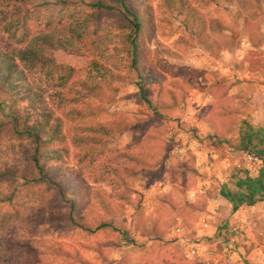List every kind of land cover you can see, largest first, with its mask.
I'll use <instances>...</instances> for the list:
<instances>
[{
  "label": "rangeland",
  "instance_id": "374dc122",
  "mask_svg": "<svg viewBox=\"0 0 264 264\" xmlns=\"http://www.w3.org/2000/svg\"><path fill=\"white\" fill-rule=\"evenodd\" d=\"M44 1L32 20L30 39L71 37L85 20L94 21L91 34L80 40L81 57L53 52L56 64L75 70L70 82L63 70L38 68L29 74L32 86L43 92L38 110L62 120L64 142L54 146L62 160L53 167V176L61 178L62 168L79 171L83 194L74 188L63 197L46 180L33 182L38 174L25 150L29 143L6 125L0 132V172L17 177L0 180V264H254L228 256L221 244L207 257L203 249L199 256L188 255L189 245L201 247L210 236L200 234L206 192L193 197L185 184L195 187L201 177L210 178L196 169L195 158L177 154L176 139L188 134L199 138L192 122L202 120V111L215 102L213 87L221 82L228 87L227 121L251 125L246 111L255 103V85L264 86V0H133L142 14L152 16L153 32L139 43L160 114L144 104L138 75L127 69L130 59L124 50L132 29L117 0ZM97 1L114 9L94 19L91 3ZM256 30L258 47L249 41ZM202 34L204 42L198 40ZM251 62L261 74L257 80L249 77ZM159 85L180 92L181 103L161 109L154 88ZM9 107V97L0 92V121H10ZM76 112L78 122H73ZM96 122L109 126L108 137L100 146L78 144L76 139L88 132L75 124ZM138 158L142 164L133 160ZM10 195L11 202L1 201ZM69 201L77 203L79 226L70 220ZM155 220L167 229L162 238L153 234ZM213 228L217 238L222 231L218 225Z\"/></svg>",
  "mask_w": 264,
  "mask_h": 264
},
{
  "label": "trees",
  "instance_id": "16d2710c",
  "mask_svg": "<svg viewBox=\"0 0 264 264\" xmlns=\"http://www.w3.org/2000/svg\"><path fill=\"white\" fill-rule=\"evenodd\" d=\"M40 1V3H38ZM123 12L130 16V25L132 29L129 43L124 50L129 56L128 71H136L138 82L136 83L140 97L144 104L155 114H160L156 109L155 97L152 99V83L147 74L146 65H142L144 53L142 42L139 39L153 32L152 16L150 13L142 14L139 2L133 0H117ZM47 2L44 0H0V92H4L10 101V121H0V132L9 125L13 133L23 142H28L31 148H27L26 153L30 162L33 163L37 170L38 177L33 180L48 181L53 184L61 196L71 189L77 188L78 194H83L84 183L79 171L75 169L62 168L58 172L61 178L53 176L55 164L62 160V154L59 149H55V144L64 142L62 135L61 119L54 117L53 113L39 111L38 106L44 101L43 92L35 89L30 81V72L36 69L43 70L50 68L53 73L65 72L64 80L66 83L74 77L75 70L72 67L56 64L53 52L61 50L72 57H81L84 53L80 47V40L91 34L94 27V21L87 19L85 22L74 30L71 37L55 40L54 35H37L30 39L31 23L39 13V8ZM64 7H69L67 1H62ZM92 18L103 10H113L114 8L97 1L91 3ZM151 22V26L146 25V21ZM190 24L191 21H189ZM194 24L192 25V27ZM257 30L250 38V43L254 47L259 46ZM7 35V36H6ZM203 34L199 35V41L204 42ZM74 37V38H73ZM105 45V44H104ZM212 48L215 45L210 44ZM255 65L250 63V70L256 71ZM158 104L161 109H173L181 103L180 92L172 86L165 88L161 85L154 87ZM228 87L224 82L217 83L213 87L215 102L211 103L201 113V119L206 121L215 129L214 136L219 139L230 130L232 125L228 120V111L224 100L228 96ZM70 103L65 99V104ZM37 107V108H36ZM39 116L34 119L33 111H37ZM79 112V111H78ZM73 117V122L77 121L78 113ZM55 118V119H54ZM82 118V117H81ZM77 129H84L88 134L80 135L76 140L78 144L100 146L108 135L110 128L100 122L96 123H76ZM29 146V147H30ZM142 164V159H133ZM17 174L8 170L0 172V180H16ZM30 180L25 178V183ZM13 195L1 198L3 202H11ZM255 202V201H254ZM253 204V202L251 203ZM70 220L72 223L80 225L76 216L77 203L69 201ZM158 220V219H157ZM153 222L155 238H162L165 234V228L160 229L158 221ZM107 227V225H103Z\"/></svg>",
  "mask_w": 264,
  "mask_h": 264
},
{
  "label": "crops",
  "instance_id": "0c3cea01",
  "mask_svg": "<svg viewBox=\"0 0 264 264\" xmlns=\"http://www.w3.org/2000/svg\"><path fill=\"white\" fill-rule=\"evenodd\" d=\"M249 74L252 80L261 78L258 71ZM255 86V103L246 111L250 114L248 128L235 124L217 139L210 124L193 120L192 124L199 129L196 133L199 138H190L188 134L180 135V142L176 139L184 155L190 156L191 161L195 158L196 169L210 178L201 177L195 187L185 184L186 192L193 197L200 191L206 192V212H202L206 219L200 234L210 237L203 239L201 247L197 246L199 255L202 249L205 250L204 257L213 254L212 248L221 244L234 259L243 257L254 264H264V86ZM229 149L234 153L228 155ZM247 153L259 156L263 164L253 165ZM207 160L211 162L210 166H199ZM182 175L189 176L187 170H183ZM201 184L206 186L205 189ZM212 225L220 226L222 231L218 232L217 238Z\"/></svg>",
  "mask_w": 264,
  "mask_h": 264
},
{
  "label": "built area",
  "instance_id": "2783aa9c",
  "mask_svg": "<svg viewBox=\"0 0 264 264\" xmlns=\"http://www.w3.org/2000/svg\"><path fill=\"white\" fill-rule=\"evenodd\" d=\"M227 153H228V155H231L233 153V151L231 149H229V151ZM177 154L179 156L184 155V153L180 149L177 151ZM247 158L255 166H260L263 164V160L257 155L247 153ZM177 232L178 233L181 232V229L177 228ZM263 252H264V242H263ZM187 253L190 257H196V256H199V249L196 245H189L187 248Z\"/></svg>",
  "mask_w": 264,
  "mask_h": 264
}]
</instances>
